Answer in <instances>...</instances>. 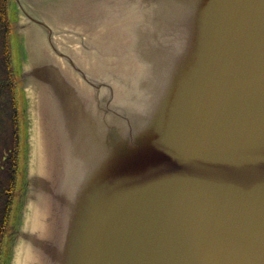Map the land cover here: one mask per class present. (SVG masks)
Masks as SVG:
<instances>
[{
    "label": "water",
    "instance_id": "obj_1",
    "mask_svg": "<svg viewBox=\"0 0 264 264\" xmlns=\"http://www.w3.org/2000/svg\"><path fill=\"white\" fill-rule=\"evenodd\" d=\"M20 181L3 264H264V0H13Z\"/></svg>",
    "mask_w": 264,
    "mask_h": 264
},
{
    "label": "trees",
    "instance_id": "obj_2",
    "mask_svg": "<svg viewBox=\"0 0 264 264\" xmlns=\"http://www.w3.org/2000/svg\"><path fill=\"white\" fill-rule=\"evenodd\" d=\"M11 5L13 0H0V264L5 261L7 234L22 168V122L18 69L13 60L16 41L12 32Z\"/></svg>",
    "mask_w": 264,
    "mask_h": 264
},
{
    "label": "rangeland",
    "instance_id": "obj_3",
    "mask_svg": "<svg viewBox=\"0 0 264 264\" xmlns=\"http://www.w3.org/2000/svg\"><path fill=\"white\" fill-rule=\"evenodd\" d=\"M10 12H13V5H11L10 7ZM11 19L13 20V15H11ZM19 50H18V45L17 43L14 44V51H13V60H14V63H15V66L19 67ZM5 118V121L7 120V116L4 117Z\"/></svg>",
    "mask_w": 264,
    "mask_h": 264
}]
</instances>
